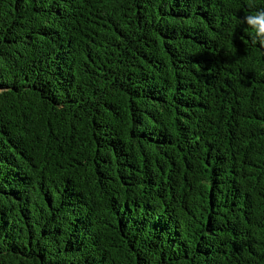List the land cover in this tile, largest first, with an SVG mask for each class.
<instances>
[{"label": "trees", "instance_id": "trees-1", "mask_svg": "<svg viewBox=\"0 0 264 264\" xmlns=\"http://www.w3.org/2000/svg\"><path fill=\"white\" fill-rule=\"evenodd\" d=\"M264 0H0V264H264Z\"/></svg>", "mask_w": 264, "mask_h": 264}, {"label": "clouds", "instance_id": "clouds-1", "mask_svg": "<svg viewBox=\"0 0 264 264\" xmlns=\"http://www.w3.org/2000/svg\"><path fill=\"white\" fill-rule=\"evenodd\" d=\"M242 22L254 30V40L264 46V9L254 15L245 16Z\"/></svg>", "mask_w": 264, "mask_h": 264}]
</instances>
